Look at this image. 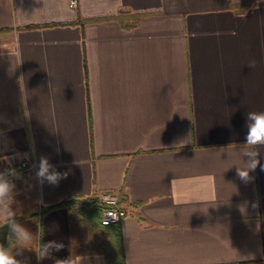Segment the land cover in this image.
I'll return each mask as SVG.
<instances>
[{
	"label": "crops",
	"instance_id": "0c3cea01",
	"mask_svg": "<svg viewBox=\"0 0 264 264\" xmlns=\"http://www.w3.org/2000/svg\"><path fill=\"white\" fill-rule=\"evenodd\" d=\"M264 0H0V204L19 264H264ZM41 158L59 173L37 177ZM43 182L41 183V180ZM128 210L99 224V195ZM91 204H60L64 200ZM7 205L14 215L3 212ZM47 248L45 255L40 253Z\"/></svg>",
	"mask_w": 264,
	"mask_h": 264
},
{
	"label": "clouds",
	"instance_id": "9594fccd",
	"mask_svg": "<svg viewBox=\"0 0 264 264\" xmlns=\"http://www.w3.org/2000/svg\"><path fill=\"white\" fill-rule=\"evenodd\" d=\"M248 119L251 121L248 124V131L246 134V145L247 146H264V112L256 113L251 112L248 114ZM245 155L248 156L249 162L247 164V169H237L238 177L244 181L248 182L250 179L249 171H255V169L260 166L261 170H264V166L260 165V161L257 159L258 153L256 151H247ZM51 165L48 163L46 158H41L39 171L36 173L39 178H46L47 181L51 184H56L60 178L59 173H49V168ZM3 174L0 173V204H4L6 198L9 196L10 192L14 188V185L7 180H4ZM43 179L41 180V183ZM3 212L7 217H12L14 213L12 210L4 206ZM8 227L11 231L16 233V236L19 240H29V233L22 229L19 225L9 224ZM51 245H46L45 250L40 253L41 256L45 255L46 250ZM0 264H19L16 258L13 255H10L8 251L0 244ZM57 264H68V262L58 261Z\"/></svg>",
	"mask_w": 264,
	"mask_h": 264
},
{
	"label": "built area",
	"instance_id": "2783aa9c",
	"mask_svg": "<svg viewBox=\"0 0 264 264\" xmlns=\"http://www.w3.org/2000/svg\"><path fill=\"white\" fill-rule=\"evenodd\" d=\"M69 5L72 8L77 7L78 0H69ZM37 168L36 161L29 158H22L14 163L9 164L5 169L0 171L3 174V179L9 181L18 178H23L33 173ZM99 198L103 203L102 207V225H111L121 222L127 216L128 210L119 202V194L116 191H103Z\"/></svg>",
	"mask_w": 264,
	"mask_h": 264
},
{
	"label": "trees",
	"instance_id": "16d2710c",
	"mask_svg": "<svg viewBox=\"0 0 264 264\" xmlns=\"http://www.w3.org/2000/svg\"><path fill=\"white\" fill-rule=\"evenodd\" d=\"M77 200L75 199H71V200H64L60 204H71V203H75ZM80 204H91L94 203L96 201L94 200H85V201H77ZM76 202V203H77ZM97 206L102 209V207L104 206L102 202L98 201L96 202ZM99 224L104 227V228H110L112 226L119 227V223H115V224H111V225H102L101 224V220L99 221ZM107 259H108V264H125L124 262V258H123V254H122V244H121V236L119 237V239L117 238L116 242L113 244L111 252L107 255Z\"/></svg>",
	"mask_w": 264,
	"mask_h": 264
},
{
	"label": "water",
	"instance_id": "95a60500",
	"mask_svg": "<svg viewBox=\"0 0 264 264\" xmlns=\"http://www.w3.org/2000/svg\"><path fill=\"white\" fill-rule=\"evenodd\" d=\"M9 224H12L11 220L0 224V244H2L4 247L7 245L10 239L11 230L8 227Z\"/></svg>",
	"mask_w": 264,
	"mask_h": 264
}]
</instances>
